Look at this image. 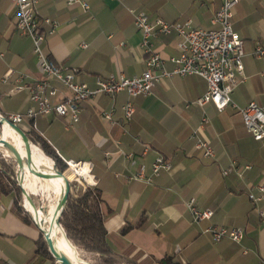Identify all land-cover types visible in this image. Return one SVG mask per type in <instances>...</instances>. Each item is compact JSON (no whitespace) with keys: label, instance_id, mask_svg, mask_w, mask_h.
<instances>
[{"label":"crops","instance_id":"1","mask_svg":"<svg viewBox=\"0 0 264 264\" xmlns=\"http://www.w3.org/2000/svg\"><path fill=\"white\" fill-rule=\"evenodd\" d=\"M221 4V0H40L37 11L55 26L46 52L58 65L78 69L77 81L94 89L97 77L131 78L146 70L134 14L212 30L217 29L212 22ZM16 11L11 0H0V112L8 115L30 106L27 89L13 90L43 77L31 39L15 30ZM232 24L245 53L243 78L231 95L236 107L219 112L213 104L196 105L207 92V82L198 76L173 75L157 83L150 95L133 99L130 121L124 120L122 111L129 100L126 92L115 99L103 95L84 102L76 125L54 115L34 120L37 133L62 161L90 165L103 193L108 246L130 264H162L165 258L176 264L264 263V223L258 214L264 211V197L259 202L250 199V194L259 195L257 186L264 180V146L247 132L238 113L252 102L264 107V56L254 55L257 43L264 44V0H239ZM178 41L175 32L153 39L166 71L175 69L171 59L179 57ZM10 70L11 78L3 83ZM113 107L112 124L101 114ZM205 116L209 123L200 129ZM24 126L29 130L32 123ZM198 129L214 149L211 160L191 139ZM159 154L172 165L171 171H163L149 184L128 179L141 166L150 176ZM234 163L240 173L236 169L224 176ZM34 170L27 190L45 196L52 186L42 170ZM192 199L200 209L212 210L213 217L195 223L188 209ZM14 202L12 193L0 190V264H52L36 254L41 232ZM211 227L241 228L244 238L239 243L230 239L215 243L206 232Z\"/></svg>","mask_w":264,"mask_h":264},{"label":"built area","instance_id":"2","mask_svg":"<svg viewBox=\"0 0 264 264\" xmlns=\"http://www.w3.org/2000/svg\"><path fill=\"white\" fill-rule=\"evenodd\" d=\"M11 1L17 10L14 23L15 30L18 34L31 39L33 52L43 75L42 79L36 80L26 87L17 86L13 90L14 93H19L23 89H27L30 102V106L24 114L10 113L6 116L9 121L16 125L35 120L40 116L51 115L58 118H69L71 123L76 125L80 120L81 104L103 95L115 99L117 94L121 92H126L129 97V100L122 106V111L124 112V120L130 121L135 113L133 99L150 95L157 83L173 75L198 76L207 82V92L195 102L196 105L204 107L207 104H213L219 112L233 105L231 95L242 81L245 68L243 63L244 42L232 28L234 10L239 0H221V7L216 12L212 22L217 29L212 30L191 29L189 23L184 25L180 23L170 24L162 19L152 21V18L150 19L144 12L134 14L135 26L142 36L141 48L145 56L146 70L140 76L131 78L122 74L110 75L108 78L97 77L96 88L94 89L77 81L78 69L58 65L46 52L44 46L48 38L54 33L55 26L50 19L40 18L37 11L40 0ZM74 1L77 0H70V3ZM83 7L86 10L89 9L85 3H83ZM44 26L47 28L45 29ZM173 32L179 38V44H177L179 57L171 59L172 63L175 64V69L169 72L165 69L163 57L154 48L153 39L159 34L170 35ZM82 47L86 48L87 46L83 44ZM254 55L256 57L264 56V44L257 43ZM12 74L11 70L7 72L2 82L7 83ZM115 111L113 107L110 111H103L101 116L113 124ZM238 113L242 117L247 132L256 142L264 146V107L252 102L245 108H238ZM202 122L200 129L209 123V120L205 116ZM32 129L37 131L35 124H32ZM191 139L195 142L196 149L203 152L205 159L211 160L215 157L214 149L209 142L199 135V129L193 132ZM129 159H131V155ZM64 162L76 176L78 174L72 164L77 168L86 165V163L81 162ZM131 163L134 164L135 162L132 160ZM250 168V166L244 167L245 170ZM236 169L240 173L239 168L234 163L229 169L223 171V175L228 176ZM171 170L172 165L159 154L153 162L150 176L145 175V166H141L139 172L128 179L142 180L149 184L154 177L160 176L163 171L169 172ZM90 172L92 173V168H90ZM78 182L82 184L80 180ZM89 186H97V181ZM83 187L85 186L83 185ZM257 190L258 196L250 194V199L253 202H259L263 199L264 180L257 186ZM188 209L195 223L210 220L214 215L212 210L200 209L195 199L190 200ZM258 214L264 223V211L259 210ZM206 232L215 243L223 239H230L239 243L244 238V230L241 228L211 227Z\"/></svg>","mask_w":264,"mask_h":264},{"label":"trees","instance_id":"3","mask_svg":"<svg viewBox=\"0 0 264 264\" xmlns=\"http://www.w3.org/2000/svg\"><path fill=\"white\" fill-rule=\"evenodd\" d=\"M25 112L21 114H24ZM2 114L5 117L8 115V113ZM29 122L34 124V120ZM25 132L29 136L32 143L37 146L43 154H45V156L54 162L59 172L64 173V171L68 169L67 164L61 160L55 150L48 144L49 142L44 140L42 136L37 133V131H34L31 127V129ZM12 162L13 164H7L4 160H1V164L7 169L6 173L11 177L17 172V164L13 159ZM1 175L2 173L0 172V180ZM63 181L66 189L65 181H67V179L64 177V174ZM0 190L4 194L11 193L4 187H1V181ZM71 190L72 193L60 218V224L68 239L66 241H69V244L72 243L84 254L91 256L93 264H130V262L126 259L114 254L108 246L107 230L105 228L104 218L105 215L102 209L103 193L101 189L98 186H86L84 192H82L77 183H72ZM48 193L55 194L54 188ZM15 208L22 213V210L18 208L17 205ZM26 220L29 221L28 218H26ZM73 245L72 247H74ZM36 247V254L42 255L47 259L54 260L49 252L42 233L36 243ZM161 263L176 264L172 262L171 258H165L161 261Z\"/></svg>","mask_w":264,"mask_h":264},{"label":"water","instance_id":"4","mask_svg":"<svg viewBox=\"0 0 264 264\" xmlns=\"http://www.w3.org/2000/svg\"><path fill=\"white\" fill-rule=\"evenodd\" d=\"M6 123L14 132L18 135V137L22 140H24L27 143V146H21L19 143H13V142H6L3 139H0V152L4 148H12L17 151V155H10L13 160L17 164L18 169V186L21 192L22 196V207L25 210V212L30 216L33 224L38 228V230L42 233L46 244L48 246L49 252L51 253L52 257L54 258V261L58 264H70L71 256L70 253L66 250L67 248H59L60 250L57 252L55 250H52L50 246V242H56L59 243V230L63 232L64 237L67 239L66 234L60 224V218L61 215L65 209V205L72 193L71 190V180H67L66 182V194L59 200H57V203L55 205L52 219L50 220V226L56 227L54 233L51 231L46 230L42 225L41 221L39 219V216L36 214V210L40 209L43 213L47 215L50 211V205L47 204L45 206L38 207L34 201L31 198V195L27 190V184L31 178L32 175H34L35 170L33 169V162L31 160V157L33 155V148L35 145L30 140L27 133L22 130L18 125L12 123L0 112V128L3 127V124ZM53 162V161H52ZM53 169L55 170L56 174L63 175L64 173H61L57 170L54 162H53ZM43 175V173H42ZM45 176V174H44ZM25 204H28L31 210H28ZM69 242V241H68ZM90 264L89 262H87Z\"/></svg>","mask_w":264,"mask_h":264},{"label":"bare ground","instance_id":"5","mask_svg":"<svg viewBox=\"0 0 264 264\" xmlns=\"http://www.w3.org/2000/svg\"><path fill=\"white\" fill-rule=\"evenodd\" d=\"M0 139L5 140L6 142H13V143H19V145L26 147L27 143L20 139L18 135L12 130L6 123L3 124L2 130L0 132ZM5 153L8 155H16L17 151L12 149V148H4L2 149ZM31 160L33 162V168L34 169H42L44 170L47 174L50 180L52 181L54 185V190H55V201L50 205V211L47 213H43L40 209L36 210V214L39 216L40 223L41 225L48 231L53 232V229L55 227L50 226V220L52 219V214L55 208V205L57 203V200L61 199L65 194H66V189L63 181V175H58L56 174L55 170L53 169V162L43 154V152L35 146L33 148V155L31 157ZM43 165H45L47 168H45ZM73 167H75L77 171V176L83 178L87 183L89 184H94L96 181L94 180L92 173L90 172V166L88 164L83 165V166H75L72 164ZM74 173L69 171L67 173L64 172V177H66L67 180H71L72 175ZM54 233V232H53ZM60 239V238H59ZM50 246L52 250L59 251V248H67L64 244V242L60 239L59 243L56 242H50ZM71 256V261L70 264H88L86 261L81 259L77 254H75L73 251H71L69 248L66 249Z\"/></svg>","mask_w":264,"mask_h":264},{"label":"rangeland","instance_id":"6","mask_svg":"<svg viewBox=\"0 0 264 264\" xmlns=\"http://www.w3.org/2000/svg\"><path fill=\"white\" fill-rule=\"evenodd\" d=\"M19 127L22 128V130L27 131V130H25L24 123L20 124ZM0 130H1V128H0ZM12 159L13 158L10 155H8L7 153H4L3 151L0 152V172L2 173V175H1V187H4L6 190H8L9 192H11L13 194V196L15 197V202H14L15 206L17 205V207L22 210V213L26 217L30 218V216L25 212V210L22 207V196H21V192H20V189L18 186V169H17V172L11 177L6 173L7 169L1 164V160H4L7 164H13ZM43 166L45 168H47L45 165H43ZM40 170H42V169H40ZM68 171H69V173L72 172L71 170H69V168L64 172L67 173ZM42 172H43V174H45V177H47L48 181L50 182V183H48V186L49 187L52 186L51 190H53L54 185H53L52 181L50 180V178L48 177V174L44 170H42ZM77 179H78V181L80 180V182L82 184H80L78 181H76ZM72 183H77L80 189H83V185L85 187L90 185L89 183L85 182V180L78 178L75 174L72 175L71 184ZM30 194H32V193L30 192ZM31 198L38 207H40L42 205L45 206L47 204H52L55 201V195L53 193H50L49 195L45 194V196H42L41 194H38V193H34L31 195ZM55 229H56V227L53 229V232L55 231ZM59 238L64 243H66L67 246L70 248V250L73 251L75 254H77L81 259H83L86 262H89L90 264H93V262H92L93 260H91L92 257L84 254L82 251H80L77 247H75L71 243L75 248L72 247V245L66 241L61 230H59ZM51 262H52V264L55 263L54 260H51Z\"/></svg>","mask_w":264,"mask_h":264}]
</instances>
